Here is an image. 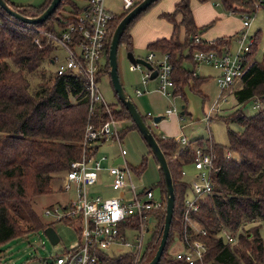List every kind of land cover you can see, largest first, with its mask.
I'll return each instance as SVG.
<instances>
[{
	"label": "trees",
	"instance_id": "trees-1",
	"mask_svg": "<svg viewBox=\"0 0 264 264\" xmlns=\"http://www.w3.org/2000/svg\"><path fill=\"white\" fill-rule=\"evenodd\" d=\"M7 1L25 15L39 14L51 2L47 0L35 6ZM140 1L137 0L133 7ZM221 2L224 7L236 12L254 9L253 0ZM65 5L70 6V15L62 12ZM83 8L75 0H61L58 8L45 22L28 24L8 14L0 6V247L21 234L52 225V222L42 218L36 206L37 198L43 194L56 193L53 182L66 173L73 159H80L84 153L82 142L87 125H100L109 119L104 103H97L93 112H90L91 103L83 73L69 71L60 75L44 65L47 61L54 62L53 53L56 48L54 43L48 41L46 32L57 31L56 24L60 28L76 24ZM130 9L116 14L109 23V35L104 49L106 60L98 71V78L109 73L112 87L108 57L111 37L117 24ZM179 14L180 20L177 19ZM165 15L174 24V31L170 37L150 43L149 48L150 52L157 50L161 54L170 55L172 78L177 87L175 95H184L186 84L199 88L205 77H199L194 70L183 67V61L188 59L196 65L195 51H222L224 47H229L232 38H217L213 43L204 39L196 42L195 36L205 28L195 24L189 0H182L176 4L175 11ZM137 17L127 25L120 39V47L124 43L128 47L132 46L128 30ZM181 27L185 30L184 42L179 39ZM254 37L256 41L249 51L245 73L238 80L242 86L232 90L237 103L228 114H221L227 124V144L214 140L211 143L209 138L201 137L181 145L173 136L162 138L150 126L166 154L176 192L172 227L159 264H186L175 255L168 258L167 251L173 243L175 232L182 240L186 229L183 212L189 184L184 180L182 171L184 166L193 163L197 146H207L214 153L216 166L213 192L203 197L200 209L193 213L201 228L207 231L204 235L192 232L193 238H200L208 245L204 260L209 264H264V234L261 233L264 227V54L260 60L255 58L258 32L254 33ZM185 46L189 47V53L183 55ZM32 73L38 75L36 87L31 85L29 79ZM114 95L116 100L108 103L113 117L129 122L121 130V137L129 129L139 132L115 89ZM250 100L259 102L260 106L256 112L246 114L243 108ZM231 122H237L241 130L231 129ZM145 165L146 162L133 171L141 173ZM158 184L164 209L151 211L155 225L145 238L143 256L138 264H143L154 255L161 240L167 196L162 170ZM59 201L47 204L42 211ZM248 224L250 227H247ZM226 232L235 235L237 241L226 242L223 236ZM133 261L131 250L116 252L113 249L98 251L96 264H133Z\"/></svg>",
	"mask_w": 264,
	"mask_h": 264
},
{
	"label": "built area",
	"instance_id": "built-area-1",
	"mask_svg": "<svg viewBox=\"0 0 264 264\" xmlns=\"http://www.w3.org/2000/svg\"><path fill=\"white\" fill-rule=\"evenodd\" d=\"M137 0H123V11L132 8ZM264 0H253V11L244 12V27L236 35L237 46L235 49L225 47L222 51L202 50L194 52V59L197 63L205 62L220 70L217 75V82L221 85V94L216 104L205 114L207 119L213 118L212 113L220 108L219 102L225 99L228 91L234 83L240 80L245 73L248 64V54L256 41L254 33H250L252 25L251 13L263 5ZM234 12V10H232ZM117 13L106 8V0H87L82 13L76 24L61 27L57 31H47L48 41L64 49L66 55L62 62L58 55H54L56 72L62 75L64 72L83 73L86 87L90 98V112H93L95 105L99 102L107 106L108 120L100 125L89 123L85 129L83 140L84 153L80 159H73L70 167L63 178V191H72L71 197L66 201H59L46 207L44 214L54 220L73 221L80 225V243L67 250L63 254H57L51 262L44 264H96L98 251L113 250L114 244L129 247L134 254L133 264H138L143 254L146 242L145 235L150 232L152 222L151 211L163 210V199L156 195L152 188L145 187L142 192L138 190L133 170L125 161L126 148H123L121 130L125 127V121L114 118L108 102L99 87L98 71L103 66L104 49L109 35V23ZM196 42L201 41L200 36H195ZM213 43V40L208 41ZM148 61L153 69L158 71L155 77L158 80V89L165 96L170 98L175 95L176 85L172 78L173 64L170 55L164 53L160 56L151 51L147 55ZM135 68H142V82L146 83L151 79L152 71L138 62ZM143 91L137 89L139 95ZM259 102L254 107H259ZM176 111V107H170L166 113ZM147 115H151L148 113ZM158 121H153L157 125ZM168 138L166 134L160 135ZM117 139L123 157L122 163H112L109 167L102 164L107 156L98 159L96 155V144ZM181 145L189 140L183 135L176 139ZM91 151H94V153ZM214 153L207 149V146H197L193 166L195 177L189 183L190 192L185 197L183 221L186 229L182 235L183 248L176 251V258L186 264H209L204 260L208 245L200 238H193V234H206L193 213L200 209L203 197L211 194L214 188L213 174L216 171ZM107 171L111 177L110 186L119 191V196H104L102 194H90L89 187L98 181L99 173ZM183 176L186 171H182ZM133 231L134 238L127 237L128 232ZM191 231V233L189 232ZM226 242L235 243L237 237L229 232L224 235Z\"/></svg>",
	"mask_w": 264,
	"mask_h": 264
},
{
	"label": "rangeland",
	"instance_id": "rangeland-1",
	"mask_svg": "<svg viewBox=\"0 0 264 264\" xmlns=\"http://www.w3.org/2000/svg\"><path fill=\"white\" fill-rule=\"evenodd\" d=\"M79 4L87 3L86 0H75ZM182 0H158L151 7H149L144 13H142L137 19L132 22L129 26V33L133 44L128 47L124 43L119 50V72L124 82V87L130 94L132 98L135 99L136 85L140 78V72L142 68H135L132 62L127 56V52L131 49L135 56L147 58L149 54V42L153 39L161 37L168 38L172 35L174 31V24L166 17V13L175 11L176 4ZM17 3H28L27 0L16 1ZM30 2V1H29ZM123 0H106V8L117 14H121L123 11L122 5ZM190 9H192L194 21L197 26V22L206 23L204 25H199L200 28H205L200 31L197 35L204 40H214L221 37L232 38V48L235 49L237 46L236 35L242 30L246 29L244 27V12L234 11L224 7L221 0H189ZM70 6L65 5L62 12L64 15H70ZM178 20L181 18V14L177 16ZM252 25L249 28L250 33L258 32L259 41L258 48L255 54L257 60L262 59L264 54V5L259 6V9L251 13ZM208 20V21H206ZM56 29L60 30V26L56 24ZM213 35V39H207L209 34ZM237 33V34H236ZM236 34V35H235ZM235 35V36H234ZM206 36V37H205ZM234 37V38H233ZM179 39L184 42L185 40V30L181 27L179 32ZM153 42V41H152ZM230 43V45H231ZM229 45V46H230ZM189 53V47L185 46L183 49V55ZM53 55H58L60 62L63 61L66 52L64 49L57 48ZM106 58L102 60L105 62ZM183 67L189 70H194L200 75L208 74L206 80H204L199 88H192V86L186 84L184 88V95L178 93L171 98L165 96L162 92L154 90L153 93L147 94L152 103L156 104V112L164 113L170 106L176 107L175 120L173 116L170 119L165 117L170 126L174 129L180 131L181 134L174 135L175 139L184 135L188 140H194L197 138L204 137L209 138L211 143L212 139L215 142L222 144L228 143V130L227 124L223 120L221 114H228L232 107L237 103L234 93L232 90H236L242 83L236 81L234 86L228 91L225 99H221L219 102V110L213 111V118L207 119L205 113L216 104L219 100L221 94V85L217 82L216 73L219 71L216 67L212 65L199 62L194 65L191 60L185 59L183 61ZM45 67L51 71H54L57 63L45 62ZM142 72V71H141ZM29 79L33 87L37 86L38 75L35 73L29 74ZM156 80L154 78L152 81ZM153 83V82H151ZM99 87H101L102 93L105 100L109 102L115 101L114 89L111 86L110 75L103 74L99 80ZM136 99H138L136 97ZM258 102L255 100H250L246 103L243 108L244 113L252 114L258 110L259 107H254ZM140 111L146 117L148 124L151 126L152 130L158 135L160 131L158 128L154 127L152 118L146 115L147 109L139 106ZM183 111V114L181 112ZM178 116V117H177ZM126 120V124H127ZM231 129L241 130V126L237 122H231ZM123 148L127 149L125 154V161L130 165L131 169L140 167L144 162H146L145 168L141 173L134 172L132 178H134L135 184L139 188L152 187L156 195H160L159 180L161 179V169L159 162H157L150 152V148L147 146L145 140L143 139L140 132L135 129H129L126 131L124 137L122 138ZM121 148L118 144L117 139L110 138L109 140L99 143L98 150L96 151V157L100 159L102 156H107V159L102 161L105 167H109L115 158L120 156ZM184 170L187 172L184 180L191 182L194 179L195 169L191 164L184 166ZM106 172L101 171L99 173L98 181L95 185L89 187V193L96 195L102 194L104 196L118 195V191L112 187H108L110 180ZM53 182V190L56 193L43 194L40 195L36 200V206L39 211H41L42 218L47 222H52V225L56 228L58 234L60 235V242L53 244L49 241L46 236L44 229H39L36 231H30L26 234H21L19 237L12 238L6 242V244L0 247V264H44L46 262H51L52 259L57 254H63L67 250L77 246L80 243V225L73 221H62L54 220L52 217H47L42 211L43 207L50 204L53 201H66L73 194L72 191H63V177ZM190 192V186L188 189ZM264 224V223H263ZM155 223L152 222L151 227ZM249 224L247 225V227ZM264 226V225H263ZM250 227V226H249ZM133 231H129L127 237L129 239L134 238L135 234ZM261 233L264 234V227L261 228ZM149 235L146 233L145 238ZM173 243L168 248L167 256L172 258L177 250L183 248V243L179 239L177 232L174 234L172 239ZM114 251L121 252L127 251L129 247L114 244Z\"/></svg>",
	"mask_w": 264,
	"mask_h": 264
},
{
	"label": "water",
	"instance_id": "water-1",
	"mask_svg": "<svg viewBox=\"0 0 264 264\" xmlns=\"http://www.w3.org/2000/svg\"><path fill=\"white\" fill-rule=\"evenodd\" d=\"M155 0H141L135 7L130 9L120 20V22L117 24L116 29L114 30L112 37H111V45L108 53L109 57V72L111 74V81L113 84V87L118 95V98L121 100V102L125 103L126 108L129 110L131 117L133 118L135 124L137 125V128L139 132L142 133L143 137L147 141V144L149 147H151V151L155 158L157 159V162H159L160 168L163 173V177H165V183H166V212H165V218H164V226L163 231L161 235V240L159 242V245L154 253V255L149 258L148 260L144 261L143 264H159L163 252L166 248L168 237L170 235L171 227H172V219L174 215L175 210V199H176V192L174 187V177H172L171 169L169 162L167 160L166 154L162 147H160V144L154 134V132L151 131V128L145 118L143 117L141 111H139L136 103L133 101L132 97L126 90V88L123 86V83L121 81L120 72H119V48H120V39L122 37V34L128 27L127 25L137 17L138 14L143 12L148 6L152 4V2ZM61 0H51L49 5L45 8L44 11L40 12L36 15H25L21 12H19L16 8H14L7 0H0V6L10 15L13 17L18 18L19 20L23 21L24 23L28 24H37V23H43L46 21V19L53 14V12L58 8L60 5ZM127 56L129 60L132 62L133 65H137L138 62L142 63L144 66H146L148 69L152 71L151 79H154L158 71L156 68L153 69V65L150 61H148L145 58L137 57L134 55V53L130 50L127 52ZM183 114V111L181 112ZM162 119L161 115H155V120L160 121ZM123 157L121 156L120 159H116L114 163H122ZM44 232L46 236L48 237L49 241L51 243L56 244L60 242V235L58 234L56 228L51 225L44 229Z\"/></svg>",
	"mask_w": 264,
	"mask_h": 264
},
{
	"label": "crops",
	"instance_id": "crops-1",
	"mask_svg": "<svg viewBox=\"0 0 264 264\" xmlns=\"http://www.w3.org/2000/svg\"><path fill=\"white\" fill-rule=\"evenodd\" d=\"M13 2H16V1H20V0H12ZM28 1V3H19V4H26V5H30V4H33V5H35V6H40V5H42V4H44L45 3V1H47V0H27ZM30 1V2H29ZM87 1V0H86ZM86 4V3H85ZM85 4H82L83 6H85ZM206 21H208V20H206ZM199 25H204V24H206V23H203V22H197ZM198 25V26H199ZM203 31V30H202ZM257 32V31H256ZM237 34V33H236ZM235 34V35H236ZM233 35V34H232ZM231 35V36H232ZM234 35V36H235ZM206 37V36H205ZM213 37V35L210 33L209 35H208V38L207 39H213L212 38ZM161 37H158V38H155V39H153L152 41H155L156 39H160ZM234 38V37H233ZM152 41L151 42H149V43H152ZM208 41H211V40H208ZM230 47H231V49H233L232 48V43H231V45H230ZM225 48V47H224ZM155 51V54L156 55H158V56H160L161 55V53L160 52H158L157 50H154ZM150 52V51H149ZM198 64V63H197ZM213 67V66H212ZM140 72V78H139V81L138 82H136V83H138L137 85H136V90L137 89H142V93L141 94H137L136 93V90H135V96L138 98V99H136V97H135V99L134 98H132L133 99V101L136 103V105H137V107H138V109H139V106L141 105L142 107H144V108H146L147 109V112H146V115L148 114V113H151V115H147L148 117H151L152 118V122L153 121H155V115H161L162 116V119L158 122V124L157 125H155L154 127H156V128H158L159 129V131H160V135H162V134H166L168 137H171V136H173L174 137V135L176 136V134L177 135H179V133L181 134V132L180 131H177L176 129H174L173 128V126H170L169 125V123L166 121V120H164L165 119V117H168L169 115L166 113V111L164 112V113H160V112H156L155 110H156V108H157V106H156V104H154V103H152V101H150V98H149V96L147 95V94H151V93H153L154 92V90H156V91H160L159 89H158V80L156 79V80H154V81H152L153 79H150L148 82H146V83H143L142 82V75H143V73L141 72V71H139ZM195 73H196V75H198L199 77L201 76V77H205V80L207 79V77H208V74H204V75H200L199 73H197L196 71H195ZM220 73V70L216 73L217 75ZM217 75H215V78L217 77ZM121 77V76H120ZM121 81H122V79H121ZM151 82H153V83H151ZM123 83V86H124V82H122ZM171 98V97H170ZM170 107H173V106H170ZM221 108V107H220ZM210 110V109H209ZM208 110V111H209ZM219 110V109H218ZM139 111H140V109H139ZM207 111V112H208ZM142 113V112H141ZM171 114V113H170ZM176 114L177 113H173L172 112V114H171V116H169L167 119H170V117H172L173 115V120H175V118H176ZM206 114V113H205ZM213 116V115H212ZM178 117V116H177ZM129 122H127V124H128ZM125 124H126V122H125ZM150 126V125H149ZM184 136V135H183ZM188 138V137H187ZM213 140V139H212ZM98 145H99V143L96 145V149L98 150ZM175 155H176V152L174 153ZM122 156V154L120 155V156H118L117 158H115L114 159V161H113V163L116 161V159H120V157ZM124 158H125V156H124ZM192 166H193V163L191 164ZM193 169H194V166H193ZM184 170V169H183ZM103 172H106L105 174H107L108 175V173H107V171H105V170H103ZM186 175H187V172H186ZM185 175V176H186ZM108 178H109V180L111 181V177L108 175ZM108 187H110L111 188V186H110V183L108 184ZM113 188V187H112ZM145 188V187H144ZM143 187L142 188H139L138 190L140 191V192H142V190L144 189ZM189 188V187H188ZM114 189V188H113ZM116 190V189H115ZM118 191V190H117ZM118 193V195H111V196H119V191L117 192ZM161 195V194H160Z\"/></svg>",
	"mask_w": 264,
	"mask_h": 264
}]
</instances>
